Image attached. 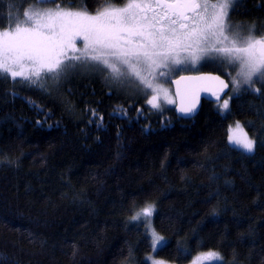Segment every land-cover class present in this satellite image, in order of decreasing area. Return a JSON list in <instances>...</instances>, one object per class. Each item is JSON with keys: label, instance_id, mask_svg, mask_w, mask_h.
<instances>
[{"label": "trees", "instance_id": "1", "mask_svg": "<svg viewBox=\"0 0 264 264\" xmlns=\"http://www.w3.org/2000/svg\"><path fill=\"white\" fill-rule=\"evenodd\" d=\"M56 4L95 14L124 0H0V30ZM231 20L264 30V0H242ZM223 67L190 73L229 80ZM236 121L252 154L228 143ZM152 203L166 242L156 258L189 264L215 251L225 264H264V97L241 92L227 116L203 101L183 120L97 72L43 89L0 80V264H148L150 240L131 216Z\"/></svg>", "mask_w": 264, "mask_h": 264}, {"label": "snow or ice", "instance_id": "2", "mask_svg": "<svg viewBox=\"0 0 264 264\" xmlns=\"http://www.w3.org/2000/svg\"><path fill=\"white\" fill-rule=\"evenodd\" d=\"M37 2L56 3V0ZM241 2L124 0L121 7H102L95 14L86 8L65 9L60 4L55 9H41L32 14L24 11L25 20L0 30V80L43 89L49 82L58 85L76 74L99 72L109 84L122 88L135 85L145 95L150 90L154 94L147 103L163 111L161 96L169 104L174 101L168 99L167 90L156 82L159 78L171 76L182 66L219 60L236 72L235 76L228 74V83L218 76L211 78L219 85L220 93L229 84L232 86L231 95L224 93L226 98L222 101L213 92L223 114L230 111V101L241 92L264 97V32L257 30L255 22L247 26L232 22L231 14ZM77 41L82 42V47H77ZM194 109L195 103L187 107L182 103L180 112L193 113ZM92 116L101 121L97 125L101 127L103 117L95 110ZM227 139L243 153L255 151L256 140L249 137L240 121H236L235 127L229 126ZM154 212L155 204H146L131 220L149 223L148 218ZM151 238L153 253L166 246L164 237L154 228ZM146 261L164 264L151 256ZM204 261H223V257L219 252H202L192 264Z\"/></svg>", "mask_w": 264, "mask_h": 264}, {"label": "water", "instance_id": "3", "mask_svg": "<svg viewBox=\"0 0 264 264\" xmlns=\"http://www.w3.org/2000/svg\"><path fill=\"white\" fill-rule=\"evenodd\" d=\"M217 76L228 83L225 78L214 73L186 74L173 79L171 81V88L175 101V106L173 108L175 116L183 120H192L198 115L203 101L210 102L216 98V96L213 95L214 91L220 96H224V93H228L229 88L225 89L224 93L218 91L219 85L211 79ZM201 77L205 79L198 81L197 78ZM177 81H179V83H177ZM182 103L185 107L195 103L193 113L186 114L180 112Z\"/></svg>", "mask_w": 264, "mask_h": 264}, {"label": "rangeland", "instance_id": "4", "mask_svg": "<svg viewBox=\"0 0 264 264\" xmlns=\"http://www.w3.org/2000/svg\"><path fill=\"white\" fill-rule=\"evenodd\" d=\"M111 7H121V6H112L111 5ZM39 10H41V9H33V8H30V9H28V10H26L29 14H32L34 11H39ZM26 18L23 16L18 22H20V21H23V20H25ZM12 27H14V25L12 26ZM259 32H264V30L263 29H257ZM77 47H82V42L81 41H77ZM207 62H214V63H221L219 60H216V61H211V60H203V61H201V62H199V63H197L196 65H191V64H189V65H186V66H182V68H178L175 72H173L172 74H171V76H169V77H162V78H159L156 82L159 84V86L161 87V88H163V89H166L167 90V92H168V99H170V100H172V101H174V97H173V93H172V89H171V87L169 86V84H167L170 80H172L173 78H175L176 76H178V75H180V74H185V73H187V72H196V71H198V70H200L201 68H202V66L205 64V63H207ZM221 64H223V68H224V71H225V73L228 75L230 72L232 73V75L233 76H235L236 75V72L233 70V68L231 67V66H228L227 64H225V63H221ZM97 73H99V72H97ZM99 75H101L102 77H104L102 74H100L99 73ZM229 76V75H228ZM228 79H230V77H228ZM104 81H105V79H104ZM51 83V82H50ZM52 84V83H51ZM107 84H109V83H107ZM257 84H260V83H257ZM257 84H256V86H257ZM114 89H116L120 94H122V95H124V94H128V93H132V94H134V95H136V96H138L139 98H144L145 99V103L149 106V107H151V105H149L148 103H147V99H149V98H151V95L152 94H154V93H151V91L149 90L148 91V94L147 95H145V93L143 92V91H137L136 90V88H135V85H129V86H126V87H119V86H116V85H112V84H110ZM231 88H232V86H231V84H230V90H229V95H231ZM224 98H226L225 96H222L221 97V101L224 99ZM214 101L216 102V105H217V107H218V109H219V106H218V102H217V99L215 98L214 99ZM159 102L161 103V106H162V109H163V111L164 110H167V109H170V108H173L174 107V103H171V104H169V103H167V101L163 98V96H161L160 97V100H159ZM152 108V107H151ZM153 109V108H152ZM155 110H157V111H161V110H158V109H155ZM219 111H220V113H221V110L219 109ZM221 115H223V116H227L228 115V112H226V113H223V114H221ZM235 123L236 122H233V123H231V124H229V126H232V127H235ZM229 129V128H228ZM250 137V136H249ZM230 145V144H229ZM231 146V145H230ZM231 147H233V146H231ZM237 150H239V149H237ZM239 151H241V150H239ZM242 152V151H241ZM245 154H247V153H245ZM143 208V207H142ZM141 209V208H140ZM140 209H138L137 211H139ZM136 211V212H137ZM153 216V215H152ZM149 219V223H146L143 219H141V220H139V221H137V222H141V225H142V227H143V229H144V231H145V233H146V235L148 236V238H149V240H150V243H152V238H151V230L153 229V225H152V217H150V218H148ZM164 241H165V239H164ZM160 248V247H159ZM213 252H215V251H213ZM205 253H207V252H205ZM155 253H153V251H152V247H151V253L150 254H148L146 257H149V256H151L152 257V259L153 260H157V261H163V260H161V259H158V258H156L155 257V255H154ZM146 257H145V261H146ZM196 257V256H195ZM194 257V258H195ZM193 258V259H194ZM192 259V260H193ZM148 264H151V261H146ZM164 262V264H171V263H168V262H165V261H163ZM189 264H192V261L189 263ZM204 264H225V261H224V259H223V261H204Z\"/></svg>", "mask_w": 264, "mask_h": 264}, {"label": "bare ground", "instance_id": "5", "mask_svg": "<svg viewBox=\"0 0 264 264\" xmlns=\"http://www.w3.org/2000/svg\"><path fill=\"white\" fill-rule=\"evenodd\" d=\"M179 76H181V75H178V76H176L175 78H177V77H179ZM175 78H173V79H175ZM173 79H172V80H173ZM172 80H171V81H172ZM170 85H171V82H170ZM171 89H172V88H171ZM172 93H173V92H172ZM179 119H180V118H179Z\"/></svg>", "mask_w": 264, "mask_h": 264}]
</instances>
